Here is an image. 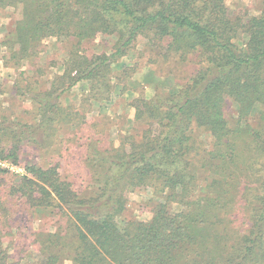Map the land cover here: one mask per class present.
Wrapping results in <instances>:
<instances>
[{"label":"trees","instance_id":"obj_1","mask_svg":"<svg viewBox=\"0 0 264 264\" xmlns=\"http://www.w3.org/2000/svg\"><path fill=\"white\" fill-rule=\"evenodd\" d=\"M257 1L259 14L232 16L227 0H0V16L9 10L16 18L0 35V61L18 77H27L45 40L73 42L60 76L25 87L33 122L0 116V177L11 175L3 165L24 170L12 174L8 196L43 215L63 213L66 227L24 264H264V0ZM100 36L117 37L113 52L87 55L83 45ZM137 46L148 64L193 58L196 69L172 94L156 89L133 100L143 131L109 148L89 138L84 190L58 163L22 166V142L59 153L66 134L87 122L80 107L111 102L113 65ZM84 83L80 107L63 103ZM142 188L157 199L151 216L124 220L128 195ZM5 211L0 195V264H22L2 242ZM243 220L247 232L232 226Z\"/></svg>","mask_w":264,"mask_h":264},{"label":"rangeland","instance_id":"obj_2","mask_svg":"<svg viewBox=\"0 0 264 264\" xmlns=\"http://www.w3.org/2000/svg\"><path fill=\"white\" fill-rule=\"evenodd\" d=\"M232 16L238 15L240 10L250 11L257 15L261 10V2L257 0H227ZM12 11H4L0 16V35L5 37L15 23ZM117 37L100 36L95 41L85 43L83 49L89 56L111 54L114 50ZM73 42H57L47 39L39 46L36 57L28 61L27 77H18V73L12 67L4 66L0 61V116L7 115L12 119L22 117L25 121H32V106L29 100L22 96L28 83L39 82L43 88L54 77L60 76L64 71V63ZM142 47L137 46L127 56L117 60L113 65L114 92L109 104L97 103L94 99L80 107V100L88 96L90 85L88 83L78 85L74 90L63 96V103L73 107H80V112L86 115V124L77 131L66 134L70 138L59 153H45L31 143L22 142L21 154L22 166L28 162H49L60 164V172L70 182L76 183L79 191L84 190L89 182L88 163L85 153L93 138L99 139L109 148L120 136L143 131V126L134 122V112L130 104L138 95L147 92L153 96L156 89L165 94H172L178 86L183 85L196 69V62L192 58L189 62L181 63L178 58L157 64L147 63V54L141 52ZM124 71L131 76L126 77ZM146 85V86H145ZM126 87V90H124ZM229 104V103H228ZM226 106L227 114L234 116L235 107L231 103ZM16 128V127H15ZM74 133V137L72 136ZM21 166V167H22ZM9 169L11 175L0 177V195L6 203L8 220L2 224V239L10 255L16 260H22V264L37 261L42 241H47L49 233H55L58 229H65L62 215L53 216L36 212L22 200L8 196L7 188L12 181V174L24 173L23 168L11 165H3ZM128 209L124 214V220L148 219L157 201L152 190L142 188L128 195ZM240 203V202H239ZM57 213V212H56ZM244 216V214H242ZM122 219V220H123ZM246 222L245 224H243ZM63 226V227H62ZM232 226L236 230L247 232L250 223L243 220L236 221ZM239 228V229H238Z\"/></svg>","mask_w":264,"mask_h":264}]
</instances>
